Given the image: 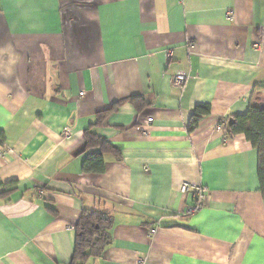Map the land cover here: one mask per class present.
<instances>
[{"label": "crops", "instance_id": "1", "mask_svg": "<svg viewBox=\"0 0 264 264\" xmlns=\"http://www.w3.org/2000/svg\"><path fill=\"white\" fill-rule=\"evenodd\" d=\"M263 85L264 0H0V264H70L82 210L110 221L84 264H264L257 151L223 124ZM130 97L94 128L120 158L84 173V131Z\"/></svg>", "mask_w": 264, "mask_h": 264}, {"label": "trees", "instance_id": "2", "mask_svg": "<svg viewBox=\"0 0 264 264\" xmlns=\"http://www.w3.org/2000/svg\"><path fill=\"white\" fill-rule=\"evenodd\" d=\"M258 88L248 111L243 115L230 117L223 124L227 139L241 134L256 149L257 176L260 193L264 198V85ZM125 102L129 103L136 112H140L148 106L142 97H130L96 115L94 123L84 131V148L87 151L82 162L84 173H103L105 170L104 154L106 153H112L116 159L120 158L119 151L104 137L97 134L94 128L101 126L108 113L118 109ZM209 111L208 104L196 106L191 114L188 130L192 131L196 128L202 116L208 115ZM0 142H2L1 136ZM15 184V182H10L3 185L4 190L0 193V197L11 193ZM109 227V219H103L91 211L82 210L75 224L74 249L70 264H84L89 258L100 257L109 241Z\"/></svg>", "mask_w": 264, "mask_h": 264}, {"label": "built area", "instance_id": "3", "mask_svg": "<svg viewBox=\"0 0 264 264\" xmlns=\"http://www.w3.org/2000/svg\"><path fill=\"white\" fill-rule=\"evenodd\" d=\"M170 53H166V57H169ZM189 79L188 74L178 71L176 72L172 78H171V84L173 87H178L181 88L185 82ZM80 96L83 95V92L79 93ZM146 122L149 124L152 122L151 118H148L146 120ZM141 133L142 135H146L147 134V129L145 127H142L141 129ZM65 136H68V131L65 132ZM11 152V151H9ZM189 190H192L193 192V196H194V203L192 205H189L186 207L185 209V215L187 216H192L194 214H196L197 212H199L206 204V198H205V194H206V188L205 187H190L187 184H183L180 187V192L185 194L187 193ZM150 233H154V229L150 230Z\"/></svg>", "mask_w": 264, "mask_h": 264}, {"label": "rangeland", "instance_id": "4", "mask_svg": "<svg viewBox=\"0 0 264 264\" xmlns=\"http://www.w3.org/2000/svg\"><path fill=\"white\" fill-rule=\"evenodd\" d=\"M262 101H263V99H262Z\"/></svg>", "mask_w": 264, "mask_h": 264}]
</instances>
